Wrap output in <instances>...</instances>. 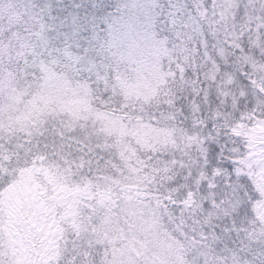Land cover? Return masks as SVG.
I'll use <instances>...</instances> for the list:
<instances>
[{"label":"trees","instance_id":"16d2710c","mask_svg":"<svg viewBox=\"0 0 264 264\" xmlns=\"http://www.w3.org/2000/svg\"><path fill=\"white\" fill-rule=\"evenodd\" d=\"M149 1L155 9L153 32L167 47L166 62L174 69L178 68L180 74L169 79L161 98L138 99L145 103L155 101L153 121L160 110L167 109L169 113L168 119L160 122L159 127L148 124L145 128L153 138L167 139L169 145L166 148L169 150L154 155L150 151L148 157L138 158L139 163L127 165L135 172L134 179L143 184L139 199L130 192L129 195L124 188L111 186L107 180L106 169L110 168L112 160H108L102 147H110L105 138L118 121L104 112L93 111L88 102L92 119L101 122L99 130L85 126L83 130L77 128L64 135L55 130L60 127L56 124L55 128L50 125L46 133H32L33 110H21L12 79L0 77V135H3L0 137V218L6 221V225L2 219L0 222L4 226L2 230L10 228L14 232L18 247H21L22 264H50L49 249L55 236L63 241L68 232H73L71 230L77 222L87 227L93 240H99L105 217L114 209L138 213L141 223H149L157 205L171 207L177 213L184 209L195 217L201 202L211 200L212 195L204 196L198 191L201 181L210 179L203 172L207 163L205 143L213 138L209 129L228 140L231 152L232 148L238 147L239 141L245 142L244 136L254 133L247 122L249 103L244 102L249 98L242 92L251 87L256 76L245 75L243 66L251 55L264 53V47L261 48L264 0ZM229 2L232 7H227ZM23 3L44 6L48 17L44 16L45 24L39 16L29 15L26 26L29 30L16 41L21 64L36 62L44 67H55L69 82L83 81L88 97L87 85L96 86L94 76L87 71L81 75L78 72L65 74L60 70L70 54L78 55L94 60L97 65H106L104 74L114 85L112 91H120L106 32L115 28L119 20L126 19L123 16L133 9V0H0V20L18 21L25 9L20 7L17 10L14 5ZM49 27L51 35L59 36L54 44L47 34ZM29 47L34 50H28ZM218 62L228 65L232 72H220ZM240 75H244L243 80L239 79ZM99 89L104 90L103 82ZM256 89L248 90L251 101L262 99L264 103V87ZM185 103L189 104L188 109L183 107ZM61 112L84 123L68 110ZM14 113H18V128H12V131L8 122ZM173 113L180 118L175 119ZM120 115L126 117L127 113ZM170 121L172 124L165 126ZM26 127L28 131H21ZM254 145L260 155L263 142L255 140ZM231 160L237 164L236 155ZM105 161H108L106 168L102 167ZM153 161L154 176L157 179L162 175L168 177L167 181H160L168 190L162 202L157 200L160 192L144 190L147 180L142 181L138 172V168L147 172ZM260 161L264 163L262 158ZM118 172L124 174L122 169ZM254 182L260 192L264 188V173H256ZM129 197L137 201H131ZM11 199L13 214L3 208ZM251 210L257 220L264 222V195ZM250 238L257 239L255 236ZM193 239H200L201 246L204 245V238ZM234 242L239 243L235 231L226 246H234ZM176 243L182 247L178 241ZM97 244L89 240L83 247L95 253L110 251L108 243L106 247L101 246L104 243ZM165 260L161 259V262ZM167 260L170 264H183V258L176 251ZM16 262L20 261L17 259ZM62 262L67 263L64 260L60 264Z\"/></svg>","mask_w":264,"mask_h":264},{"label":"rangeland","instance_id":"374dc122","mask_svg":"<svg viewBox=\"0 0 264 264\" xmlns=\"http://www.w3.org/2000/svg\"><path fill=\"white\" fill-rule=\"evenodd\" d=\"M152 5L149 0H133V4L131 5L133 9L123 16L126 19L119 20V24H116L115 28L109 29L106 32L108 50L116 70L117 85L125 97L134 100L161 98L165 93L169 79L180 74L178 68L174 69L166 62L167 47L153 32L155 9ZM227 7H232L230 2ZM261 25L264 27L263 18ZM263 47L264 41L261 44V48ZM28 50H34V48L29 47ZM261 60H264V53L256 52L254 56L251 55L249 57L248 62H245L243 68L246 69V67L251 66V68L258 71ZM43 73L49 97L57 100L60 111L68 110V112L79 116L81 119L82 113H89V104L83 81L79 82L76 80L73 83L69 82L68 78L55 70V67H52L51 71ZM257 87L263 88L264 84L258 83V77L256 76L251 87L242 92L243 96H247L251 100L252 95H250L249 91H256ZM192 94H195L194 90H192ZM244 102L249 103V100L244 99ZM252 102V107L246 109V111L249 114L247 122L250 128L254 130V133H252L253 135L250 134L243 137L245 139L243 148H232V151L236 153L237 165L242 166L245 171L261 162V158L264 162V147L262 148V153L259 155L254 145V141L259 140L263 142L264 146V111H261L264 108V103L262 99L261 101ZM17 120L18 113L12 114V119L8 122L12 131L14 130L12 128H18ZM124 135L125 132L120 124L115 123L109 137L116 136L117 144H119L120 138ZM138 136L140 139L137 142L142 143V146L145 147H151L154 144H160L165 147L169 145L167 139H162L161 137L153 138L146 130L138 133ZM0 137H3V135H0ZM229 149L231 148L229 147ZM241 152L245 154L240 155ZM126 153H130V155ZM117 155L119 158L113 159L110 168L106 169L108 183L113 187L116 185L119 186L118 188H124L127 193L130 192L134 197L138 198V194L143 190V184L134 179L133 174L135 172L131 171V168L127 166L128 164L135 165L139 163V159L135 158V150L124 146ZM121 162H123L122 167L118 166L121 165ZM122 168L124 169V174L118 172ZM258 173H264V170ZM101 187L104 191L107 190L105 185L102 184ZM256 187L258 192L259 187L257 185ZM130 193L129 195H131ZM134 197L129 198L131 201H137ZM3 208L5 212L13 214L12 199L5 202ZM138 208H136V211ZM112 212L114 214L110 213L105 217L99 240H93L87 227L80 222L74 223L75 225L71 230L73 232H68V237L63 241H60L55 236L54 243L50 245L49 249L50 264H60L64 260L67 263L62 262V264H71L76 253L83 254L88 260H91L92 255H95L97 264H103L105 260L108 261V264H113V262L115 264H135L133 259L135 253L122 247L120 242H123L133 229L143 233L151 232V221L149 223H145L144 221V223H141L138 213L134 214L132 211L118 212L114 209ZM1 219L5 226L6 221L3 218ZM0 226V248L7 249L9 258L12 259L13 264H17V259L20 261L18 264H22L19 250L21 247L20 245L18 247L16 236L13 235L14 232L10 228L2 230L4 226L1 222ZM89 240L98 244L108 241L110 251L108 253L105 251L91 252L90 255L86 248L83 247ZM169 240H172V237H169L168 240L157 237L151 241L154 260L157 264H170L167 259L176 250L169 243ZM161 259H166L167 261L161 262Z\"/></svg>","mask_w":264,"mask_h":264},{"label":"clouds","instance_id":"9594fccd","mask_svg":"<svg viewBox=\"0 0 264 264\" xmlns=\"http://www.w3.org/2000/svg\"><path fill=\"white\" fill-rule=\"evenodd\" d=\"M251 69L252 74L258 77V83L264 84V60H261L258 71L257 69ZM5 79H8L7 76H5ZM12 83L13 91L20 101V109L33 110V123L30 127L32 133H46L49 131L50 125L55 128L56 124H60V127L55 130L58 133L63 132L64 135H68L77 128L83 130L85 126L94 127L97 130L100 129L101 122L92 119L90 113H82L84 123L81 124L80 121L69 116L66 112H61L57 100L49 97L43 72L37 70L35 73H30L21 70L19 75L12 79ZM87 87L89 89L87 99L91 109L104 112L111 119L118 121L125 132V135L120 138L119 144H117L116 136L105 138L110 147L107 149L102 147V150L107 152L109 161L118 159L117 154L124 146L135 150V158L148 157L150 151L154 155L156 152L169 150L160 144L145 147L142 146V143L137 142L140 139L138 133L145 130L146 125L160 126L152 119L155 101L145 103L143 100H133L125 97L119 90L105 92V90H98L97 85L94 86L91 83ZM183 107L188 109L189 104L185 103ZM175 110L178 111L179 109ZM122 112H126L127 116L121 117L120 113ZM187 119L188 117H185V120ZM171 124L172 122L170 121L165 126H170ZM28 130L29 128L27 127L21 129V131ZM244 144L245 142L241 140L238 143V147L243 148ZM126 154L130 155V153ZM244 154V152L240 153V155ZM122 164L123 162L118 166L122 167ZM154 164L155 161H153V164L148 165L147 172H141L139 168L138 172L142 181L147 180V183L144 184V190L149 193L160 192L157 200L162 202L167 196L168 190L160 181H167L168 177L162 175L157 179L154 176ZM107 166L108 161H105V165L102 167L106 168ZM122 170L124 169L122 168ZM172 175L174 176L175 173H172ZM241 200L242 198L237 196L235 203L239 204ZM149 203L152 204V201L149 200ZM234 211L233 205H225L223 208H212L209 200V210L202 213L197 212L195 217H193L192 214L184 209L177 213L171 207H160L157 205L155 206V214L150 217L152 231L143 233L134 229L131 230L122 242V247L138 253V255L133 256L135 264L137 261H139V264H153L154 252L151 241L157 237L165 240L173 237L174 239L169 240V243L176 250L177 255L183 258V264H191L193 254L202 248L200 239H193V237L204 238L206 236L207 244L203 245L205 249L215 248L217 244H220L221 247L226 246L230 236L225 230V226H231ZM250 211L252 210L250 209ZM217 228L220 229L219 232L215 231ZM252 236L256 238L264 237V222L257 220L254 213L248 219L243 235L238 238L246 240ZM101 239L103 238L101 237ZM176 241L182 247L178 246ZM107 243L108 241H105L101 246L106 247Z\"/></svg>","mask_w":264,"mask_h":264},{"label":"snow or ice","instance_id":"6c2138e0","mask_svg":"<svg viewBox=\"0 0 264 264\" xmlns=\"http://www.w3.org/2000/svg\"><path fill=\"white\" fill-rule=\"evenodd\" d=\"M20 7H23L25 12L20 14L18 21L13 22L11 19L0 20V77L3 78L7 76L8 79H13L19 75L21 70L30 73H35L37 70L40 72L52 70L51 66L44 67L36 62L28 64L20 63L17 55L19 48L16 41L23 32L29 30L26 27L29 23V15H37L41 20H44L45 15L48 17L45 7L42 5L35 3L14 5V8L17 10ZM37 9H39V12H37ZM46 21L44 20L45 24H47ZM51 33L52 31L49 27L47 34L50 42L54 44L59 39V36L58 34L57 36H53ZM246 47L244 45L245 49ZM69 48L71 47L69 46ZM227 59L230 60L232 58L227 57ZM217 66L220 72H232V69L226 64L218 62ZM105 67L106 65L103 63L97 65L94 60L70 54L68 61L64 63L63 68L60 70L65 74L78 72L81 75L87 71L95 77L98 90L103 82V88L105 92H108L114 90V85H112L109 77L104 74ZM237 71L239 72V70ZM244 74L251 75L252 69L246 67ZM239 79L243 80L244 75H240ZM252 104L253 102L249 99L248 106L252 107ZM261 111H264V108ZM181 112H185V109L181 108ZM172 115L175 114L173 113ZM168 116L169 113L166 110H160V114L156 116L157 124L159 125L160 122L166 121ZM179 118L178 115H175V119ZM209 133L213 138L206 140L205 143V159L207 163L203 168V172L210 179L201 181L198 191L204 196H207L209 193L212 194L210 200L212 208H223L225 205H233L235 211L233 213L232 224L230 227L226 225L225 230L230 237L232 232L235 231L239 243L234 242V246L231 247H221L220 244H217L215 248L211 249H205L202 246L200 250L193 254L191 264H264V237L257 238L256 240L238 238L244 232L248 219L253 214L250 211L253 204L260 200L261 195H264V188L260 192H257L254 182L255 174L264 170V163L255 164L245 171L242 166L237 165L231 160V157L236 155V153L229 151L228 140L212 133L211 129H209ZM237 196L242 198L239 204L235 203ZM206 210H209V201L201 202L199 213ZM204 244H207L206 236L204 237ZM87 251L91 255V249ZM0 264H13L5 248H0ZM71 264H97V261L95 255H92V259L88 260L83 254L76 253ZM103 264H108V261L105 260ZM136 264H139V261ZM153 264H157V262L154 260Z\"/></svg>","mask_w":264,"mask_h":264}]
</instances>
